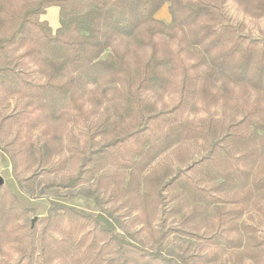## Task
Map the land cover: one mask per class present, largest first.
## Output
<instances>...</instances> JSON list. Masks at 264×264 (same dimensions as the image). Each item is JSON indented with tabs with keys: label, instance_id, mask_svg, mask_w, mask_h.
Here are the masks:
<instances>
[{
	"label": "trees",
	"instance_id": "16d2710c",
	"mask_svg": "<svg viewBox=\"0 0 264 264\" xmlns=\"http://www.w3.org/2000/svg\"><path fill=\"white\" fill-rule=\"evenodd\" d=\"M231 2L264 18L0 0V160L49 199L0 187V264H264V30Z\"/></svg>",
	"mask_w": 264,
	"mask_h": 264
},
{
	"label": "rangeland",
	"instance_id": "374dc122",
	"mask_svg": "<svg viewBox=\"0 0 264 264\" xmlns=\"http://www.w3.org/2000/svg\"><path fill=\"white\" fill-rule=\"evenodd\" d=\"M229 9L232 16L239 21L243 20L246 23L247 27H249V29L254 32V34H259L262 30H264V18L257 19L253 18L250 15H246L241 7L237 6V4H235L234 2H231L229 4ZM58 10L59 9L56 6L50 7L48 9V13L45 15V17L49 19L53 26H57L59 23ZM157 17L163 20H169L170 15L167 6L163 7V9L157 14ZM12 107L13 103L11 104L10 108ZM161 160H163V158H161L160 161ZM0 163V175L4 177L5 183H10L13 187L14 192L18 193L26 204L31 206H38L39 212L45 213L49 206V199H47V197L45 196L41 198L32 197L26 191L21 190L19 188V185L15 182L9 163H7L6 161H1ZM69 201L71 204L84 206V199L81 196L72 198Z\"/></svg>",
	"mask_w": 264,
	"mask_h": 264
},
{
	"label": "water",
	"instance_id": "95a60500",
	"mask_svg": "<svg viewBox=\"0 0 264 264\" xmlns=\"http://www.w3.org/2000/svg\"><path fill=\"white\" fill-rule=\"evenodd\" d=\"M5 183V179L2 175H0V187ZM35 221V220H34Z\"/></svg>",
	"mask_w": 264,
	"mask_h": 264
}]
</instances>
